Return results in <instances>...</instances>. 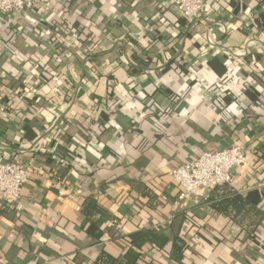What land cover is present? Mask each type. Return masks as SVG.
<instances>
[{"label":"crops","instance_id":"crops-1","mask_svg":"<svg viewBox=\"0 0 264 264\" xmlns=\"http://www.w3.org/2000/svg\"><path fill=\"white\" fill-rule=\"evenodd\" d=\"M175 1L0 13V161L32 170L23 211L0 199V264H99L149 228L139 264H264V0ZM231 146L234 183L178 202L170 172Z\"/></svg>","mask_w":264,"mask_h":264},{"label":"built area","instance_id":"built-area-1","mask_svg":"<svg viewBox=\"0 0 264 264\" xmlns=\"http://www.w3.org/2000/svg\"><path fill=\"white\" fill-rule=\"evenodd\" d=\"M54 0H0V13L26 17L37 6H48ZM177 8L191 19H197L204 10L205 0H176ZM208 40L213 43L211 32ZM248 160L241 146L204 152L197 159L181 165L170 172L179 187L178 202L187 196H198L204 189L232 185L236 178L235 169ZM32 170L20 160L0 161V199L5 205L18 211L25 209L23 190L30 181Z\"/></svg>","mask_w":264,"mask_h":264},{"label":"trees","instance_id":"trees-1","mask_svg":"<svg viewBox=\"0 0 264 264\" xmlns=\"http://www.w3.org/2000/svg\"><path fill=\"white\" fill-rule=\"evenodd\" d=\"M216 207L231 212L235 211V214H240L244 210H255V207L251 206L240 195H233L227 198V200H222L217 203ZM85 210L87 214L90 215L93 214L94 210L103 211L95 199H91L89 204H85ZM146 241L154 243L157 246H163L166 242V237L155 229L149 228L141 230L133 236V247L130 248L121 258H115L103 252L100 256L99 264H139L138 261L141 257L139 250H141Z\"/></svg>","mask_w":264,"mask_h":264}]
</instances>
